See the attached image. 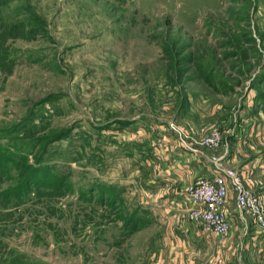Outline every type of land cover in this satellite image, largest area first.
I'll return each instance as SVG.
<instances>
[{
  "label": "rangeland",
  "instance_id": "obj_1",
  "mask_svg": "<svg viewBox=\"0 0 264 264\" xmlns=\"http://www.w3.org/2000/svg\"><path fill=\"white\" fill-rule=\"evenodd\" d=\"M2 50L0 143L57 185L41 172L0 210V264H227L188 210L163 213L156 176L177 147L170 123L198 140L220 130L224 165L256 175L264 0H3ZM7 167L1 189L25 175Z\"/></svg>",
  "mask_w": 264,
  "mask_h": 264
},
{
  "label": "built area",
  "instance_id": "obj_2",
  "mask_svg": "<svg viewBox=\"0 0 264 264\" xmlns=\"http://www.w3.org/2000/svg\"><path fill=\"white\" fill-rule=\"evenodd\" d=\"M169 128L178 136L177 145L201 157L203 149L212 153L208 157L210 169L188 183L185 192L190 203L189 217L205 234L224 237L230 230L227 212L230 193L241 221L249 220L264 231V200L244 183V177L234 168L224 165L228 142L218 129H211L200 140L190 131L174 123ZM222 149L224 153L215 151Z\"/></svg>",
  "mask_w": 264,
  "mask_h": 264
},
{
  "label": "crops",
  "instance_id": "obj_3",
  "mask_svg": "<svg viewBox=\"0 0 264 264\" xmlns=\"http://www.w3.org/2000/svg\"><path fill=\"white\" fill-rule=\"evenodd\" d=\"M221 150L219 149L215 152L220 153ZM152 152L151 156L157 160L159 158L158 153H160L158 148L154 147ZM211 153L205 150L200 157L199 154L185 150L177 145V147L169 149L162 156V160L165 158V161H169L170 163L168 168L162 169L163 171H160L156 176L162 182V188L159 190L161 191L163 189V195L157 200L159 205H165L163 213L169 214V211L172 213L174 210L184 213L188 210L189 212L190 203L187 199L185 189L188 183L196 176L207 173L210 169L208 157ZM155 154L158 155L156 156ZM255 165L257 168L256 175L248 176L247 178L244 176L245 185L252 190H255L253 189L255 183L252 179H256L258 184L262 183L264 185V179L260 176L264 175V161H256ZM260 197L264 200V193L260 194ZM228 201L227 212L229 215L230 230L227 235L221 238L215 235L205 234L199 225L192 232H197L202 235L201 237L205 240L204 243H210L207 240L208 238L213 243V247L217 249L216 251L222 250L225 252L228 250L229 255L225 259L227 264H264V231L257 228L249 219L246 223L238 219L239 216L232 193H230Z\"/></svg>",
  "mask_w": 264,
  "mask_h": 264
},
{
  "label": "trees",
  "instance_id": "obj_4",
  "mask_svg": "<svg viewBox=\"0 0 264 264\" xmlns=\"http://www.w3.org/2000/svg\"><path fill=\"white\" fill-rule=\"evenodd\" d=\"M2 1L3 0H0V3ZM12 62V53L10 54L7 50L0 51V63L4 65V68H7V71H10L9 68L13 66ZM1 136L4 135H2V133L0 132V137ZM14 149L15 151H12L8 145H3L0 143V179L2 175L4 176L6 174L8 164L14 166L16 169H24L25 175L21 178L20 181L16 183V185L3 189L0 188V210H7L9 206H13V204H15V201L18 200V198L20 199V197H23V189L29 186L30 184L32 185V182L38 180V176L41 172H43V175L46 176L45 181H49L50 178H53V176H55V173L51 172L50 170L48 171L44 167L32 168V166L25 164L23 157V149L18 146ZM46 168H48V166H46ZM24 183L26 184L24 185ZM48 185L53 189L54 187H56L57 184L51 185L49 181ZM99 189L100 188H98V190ZM80 198L82 197L80 196ZM130 228H134V226ZM3 261L4 264H30L28 261L23 260V255L21 254H15L9 257V259H5Z\"/></svg>",
  "mask_w": 264,
  "mask_h": 264
}]
</instances>
